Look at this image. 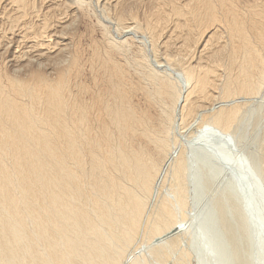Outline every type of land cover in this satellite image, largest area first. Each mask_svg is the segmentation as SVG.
Returning a JSON list of instances; mask_svg holds the SVG:
<instances>
[{"label":"bare ground","instance_id":"obj_1","mask_svg":"<svg viewBox=\"0 0 264 264\" xmlns=\"http://www.w3.org/2000/svg\"><path fill=\"white\" fill-rule=\"evenodd\" d=\"M14 1L23 20L24 13L31 11L26 9L31 1ZM95 1L109 7L112 3ZM161 2L160 7L155 5L159 13L154 12L156 7L152 12L161 19L153 21L149 12L143 14L147 33L142 43L151 45L154 64L171 57L181 65L180 69L167 65L169 79L155 91L173 98L180 121L166 111L165 129H174L179 138L169 156L172 163L167 161L157 186L153 176L164 159L157 163L145 149L114 142L108 127L102 135L106 146L95 137L90 140L86 120L97 102L70 109L67 71L56 78L37 72L27 79L4 78L0 73V264H264V93L254 92L264 80V4L259 0ZM115 13L116 26L123 27L126 36L140 27L134 14L128 24L129 16L124 20L123 13ZM170 16H174L172 26L167 25ZM41 28L34 34L37 38L40 33L38 39L30 35L35 33L32 28L33 40H25V28L16 42L23 41L22 47L36 54L45 53L53 32L48 35ZM220 29L230 44L226 61L218 65L211 60L215 65H206L203 55L214 51L212 41H218ZM175 31L184 49L167 52L166 43ZM195 47L199 55L193 57L189 53L197 51ZM15 49L10 50V60ZM77 64L75 57L71 65ZM157 71L152 68L154 80ZM216 81L223 93L215 89ZM116 86L123 97V88ZM180 86L185 88L183 94ZM238 92L244 94L237 97ZM218 93L231 98L220 96L214 107L196 111L199 103L218 99ZM118 105L103 107L120 130L135 129L143 121L126 101ZM189 114L193 117L188 121ZM145 132L161 149L175 139L174 134ZM168 171L171 180L163 193L159 187ZM150 194L155 198L147 222ZM146 222L142 240L130 249Z\"/></svg>","mask_w":264,"mask_h":264},{"label":"rangeland","instance_id":"obj_2","mask_svg":"<svg viewBox=\"0 0 264 264\" xmlns=\"http://www.w3.org/2000/svg\"><path fill=\"white\" fill-rule=\"evenodd\" d=\"M30 1L31 3L29 4V6L26 7V9L30 7L28 8V12L30 10L31 11L30 13H27L26 11V13H24L25 17H23L22 20V18H20L21 16H23L21 12L22 10L20 9L17 10V4L14 0H10V2L7 0H0V73L2 74V76L4 78H6L7 76H12V77L27 79L30 78L32 74L41 72L50 78H56V76H58L60 72L67 71L70 84L65 94L67 95L68 100L69 97L70 98L72 97L70 99L71 101L69 102L71 103L70 109L77 110V107L84 102H86L87 105L88 103L91 102L93 103L95 100L97 102L96 110L95 111L93 110L91 112L89 111L88 119L86 120V124L90 126V140L93 137H95L98 139L97 140L98 142L106 146L105 141H103L102 139V135L104 133L105 128L108 127L112 134L111 138L114 140V142L118 140L117 142H121L123 145L127 147L135 148V149H145L148 154L150 153L151 158L156 160L155 162L164 159L163 160L164 162L160 161L161 163L163 162L162 163L163 165L161 163H158L159 161L157 162L159 164V165L157 164V167L158 169L160 168L159 169L160 172H158L159 170L156 169L158 173H156V170H154V173H156L157 175L153 173L156 176H153L152 181L153 183L155 181L154 185L157 186V182L159 181L161 174L166 168L167 161L169 160L168 162L172 163L173 158H170L169 156L176 147L174 143L178 142V138H179V135H176L178 134L177 131H174L175 133H173L174 129L171 130L170 127L165 129L166 124L164 123V120H165L166 111L170 110L172 118H175L174 121L176 122L180 121L179 119L180 109L178 104L176 103L175 105L173 103V98L170 97L168 93H165L163 91V93L160 94L159 92L155 93V91H157V87L159 83L162 84L164 82L167 83L169 79L168 73L171 71L169 70L165 71L164 68L167 65H169L173 69H180L181 65H179L180 63L177 60L176 62L175 59L173 60L171 57H169L170 58L169 62L167 60L161 59L159 60L158 65L154 64L153 59H155V56H154V52L152 51L151 45L149 43L146 45L145 43H142L143 35L147 33L144 30L146 29L144 27V23L146 22L144 18H146L147 16L144 17V15L149 14V16L151 17L153 16V18L150 17V19L152 20L154 18L155 20L157 19L159 20V18L161 19L162 16L156 18L154 17L156 15H152L153 14L152 12L155 7L157 8V6L162 3L161 1L163 0H160L159 3L157 2L159 0H112L110 1V3L111 2L112 3L109 4L110 7L112 8L111 5L113 4V1H115L114 2L115 8L113 9H111L108 4L106 5L107 7L99 5L95 0H90V2L89 0H85V1L84 0H30ZM155 1L157 2V4ZM259 1L261 4H264V0H259ZM116 9L119 12H117ZM157 9L156 11L154 10V12L159 13L160 8ZM121 10L124 11V13ZM115 12L117 14L121 12L124 14V16L125 15L129 16L128 20L130 22L126 19L128 21V24H131L132 22L130 19L131 18L130 15L134 14L136 16V17L134 16L135 18L137 17L139 18V19L137 18L138 20L136 21L137 23L138 22L140 23V27L138 28L139 26L138 25L131 35L126 36L124 34L125 32L123 27L121 28V26L119 27L116 26L115 21L117 15L116 16L112 15ZM167 12L169 18L170 12L169 10ZM167 12L163 14L165 18L167 17L166 16ZM171 15L173 14L171 13ZM127 16L124 17V20L125 18H127ZM29 17L32 20H30ZM134 17L132 15L133 18L132 20L135 19ZM173 17L174 16H170L171 20L169 19V21L167 20L168 22L166 21L168 26L169 25L172 26L174 24ZM18 18H20L21 20ZM28 19L30 20V22ZM163 19L164 17L162 18V20ZM45 20L48 22V24ZM17 21L20 24L17 23ZM31 22H33L34 24L33 23L31 24ZM45 22L47 28H45L46 27V25H44ZM22 23L25 24L24 28H23L24 24ZM40 23H42L44 29L41 28V26H39L41 25ZM29 24L31 25L27 26ZM167 25L166 27H168ZM29 27H31L30 31H29L30 29ZM37 27L38 29L41 28L42 32L43 30L45 31V29L47 33L48 31L49 33L53 32L51 36H49L51 37V39L49 37L47 38V36L50 35L49 33L48 35L45 36L46 41L48 43L51 40V43H49V48L45 53L36 54L31 50H29L28 48L22 47L23 41L20 40L18 43L16 42L17 34L18 33L24 34L22 32L25 31V28H27L25 32H28L24 34L26 37L25 40H29V37H31L30 35H33V39L34 37L35 39H38L40 37V33L39 36H37V38L36 35H34L37 34L36 31L38 32L40 30V29L38 30ZM32 28L34 29L35 33L32 32L33 31ZM205 29L210 30L212 28L206 27L204 28V30ZM219 31H220L219 36L217 35L216 38L218 41H220V43L212 39L213 40L212 42H215L214 45L215 48L213 47L214 51L210 50L208 53H206L207 55L210 54L211 56L208 55L207 57L206 54L203 55L204 60L205 59L207 60L205 61L202 60V62L203 61L204 63L207 62L206 65L212 63L213 60H214L213 62H217V64L219 63L220 65H222L223 62L226 61L224 57L226 56L227 49L230 47V44L229 41L227 40V34L225 32H221V29ZM4 32L6 33L4 34ZM30 32L32 33L29 35ZM224 33L226 35H224ZM53 34L54 36H52ZM173 35L174 36H172V38H170L166 43V48H167V52L177 53L178 50L181 51V49L184 48L183 46H180L181 39L178 38L177 36L178 32L175 31ZM30 39L33 40L32 37ZM170 41H172V43ZM16 43L20 47L19 50L17 49L18 46ZM13 48H16L15 50L17 51L14 53V55H12L13 56L12 60H10L9 59L11 53L10 50ZM194 50L197 51L191 50L192 52H190L189 55L192 53L193 57L194 55L198 56L199 55L198 49L195 47ZM161 54L162 53L160 52V57L163 58L164 55L162 54L161 56ZM219 55L221 58L219 57ZM75 57H77L78 64L76 67H73L71 64H72V59H74ZM112 59L113 61L116 62L114 63ZM217 59H219L220 62L216 61ZM208 60L210 61L212 60V61L210 62ZM113 63L114 64L117 63V65L119 63L120 66L119 65L118 66L119 68L121 67L120 69H122V72L120 69L119 71L117 65H115L116 66L115 67ZM213 64L214 63L210 64L209 66ZM109 65L111 67H109ZM112 67L113 69H111ZM152 68L158 70L156 73L158 77L157 80L152 79L151 76ZM113 71L114 73H112ZM224 76L225 75H223V77L221 78L224 79ZM225 80L226 79H224V81ZM219 82L220 83L222 82L221 85L222 84L224 85L222 80ZM219 82L216 81V83L214 84L215 89H217L218 87L217 91L219 93H223L221 92V88H220L221 85L216 86ZM116 85H119L120 88H123L122 90L124 94L121 95L123 96L121 98L119 96L120 94L118 92ZM262 85L259 91L258 90L254 91L255 93H257V96L264 93V80L262 82ZM179 89L181 90L182 94L183 92H185L184 87L182 88L180 86ZM254 92L250 93V95L255 96L256 94ZM219 93L217 95L218 99L216 97L215 99L212 98L208 100L209 103L208 102L205 103L202 102V104L199 103L196 107V111H200L201 109L205 108L206 105L208 109L214 107L215 105L218 104V102L220 101L219 99L222 97H223L222 99L231 98V97L228 98L226 95H222V94L220 95ZM235 94L238 97L240 95H243L244 93L238 92ZM122 100L126 101V103L129 104L127 106L128 108L130 106L132 110L133 109L135 110L133 111L135 112V115L137 117H141L143 119V121L136 123L137 129L128 128L125 130H120L116 120L110 114H108L106 110H104L103 106L106 105L112 107L115 106L114 108L118 107L119 106L118 104L123 103ZM166 104L168 106H166ZM171 104L174 105V108L171 107ZM91 105L89 104V106ZM97 114L99 115V117H96ZM191 115L192 114H189L187 116V119L188 117L189 118L193 117V115L192 116ZM95 118L98 119L96 120ZM191 119H188V121ZM93 120L96 122L94 123ZM147 129L152 130L154 133L156 132L157 133L156 135H160L161 133L166 137H170L171 135L173 136L174 134L175 139L174 140L172 139L174 142L171 140L169 145L166 147V149H161V147L156 143V141H154L152 138L147 136L145 132V130ZM169 129L170 132H172V134L169 133ZM93 144H95L96 146L98 145L96 140L93 141ZM93 144L91 143V145ZM163 150H165V152ZM165 155H167L166 156L167 159ZM86 161H87L86 163L87 168L89 169L91 167L90 164L88 165V163L91 162L89 156L86 157ZM161 165L162 167H159ZM108 166L110 168L112 167L111 164ZM165 175L166 177H163L165 178L164 179L165 181L162 178L161 180L162 184L160 183L161 185L163 184L164 185L159 187L161 188L160 190L163 193L167 189V186H169L168 184L170 183L171 180V176H170L171 174L169 173V171L167 173H164V176ZM153 194L152 195L150 194L149 196L150 198L148 197L149 202L147 201L148 211H146L147 214L145 213V216L147 218L144 216L145 219H148L147 222H149L152 218V215L148 214V212H150L149 208L151 207L152 201L155 198V195ZM161 194L162 193L158 195L159 198H161V196L163 195ZM149 215L151 218L149 217ZM147 222L143 223L144 225V226L142 225L143 229L141 228L140 235L138 234L136 241L132 243L131 245L132 247H130V249L135 248L136 244L137 246L139 245L138 240L139 238L140 240H142L144 234L142 230L146 228Z\"/></svg>","mask_w":264,"mask_h":264}]
</instances>
